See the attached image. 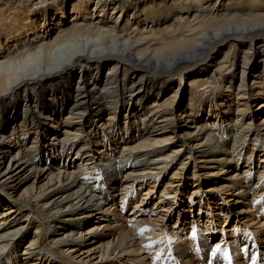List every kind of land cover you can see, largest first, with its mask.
I'll return each instance as SVG.
<instances>
[{"label":"bare ground","instance_id":"1","mask_svg":"<svg viewBox=\"0 0 264 264\" xmlns=\"http://www.w3.org/2000/svg\"><path fill=\"white\" fill-rule=\"evenodd\" d=\"M255 218L264 0H0V264H264Z\"/></svg>","mask_w":264,"mask_h":264},{"label":"rangeland","instance_id":"2","mask_svg":"<svg viewBox=\"0 0 264 264\" xmlns=\"http://www.w3.org/2000/svg\"><path fill=\"white\" fill-rule=\"evenodd\" d=\"M188 91H189V89H187L186 90V92H184V100H183V104H184V101L186 100V98H187V95H188ZM187 157V155L186 156H184V158H182V160L183 159H185ZM181 162V161H180ZM176 164H179V161L176 163ZM243 164V163H242ZM241 168H243V166L241 167ZM241 170L242 169H240L239 170V172H241ZM217 172H219V170H216ZM123 174V173H122ZM216 176L217 177H220V176H218V174L216 173ZM164 184V183H163ZM162 184V185H163ZM134 206H129L128 207V209H126V207H125V210L124 209H122V208H118L117 206L116 207H114V208H111L110 209V212H109V214H108V218H106V219H102L101 221H99V222H96V223H90V224H88L87 226H86V228H91L90 229V231H86V232H84L83 234H82V236L81 235H79L78 237H77V242H81V243H84V244H86V246L87 245H90L89 244V242H90V240L91 239H93V238H95L96 236H100V235H104L105 233H112L113 235H114V237H115V240H116V243H117V240H118V238H120L121 237V234H120V232H121V230H120V232H119V229H126L127 230V232L125 233V235H124V237H123V240H122V242L123 241H125L128 237H129V235H130V230H131V228L133 227V226H135L136 224H134L135 222H137V221H139L140 219H138V217L136 218V216H139L138 214H136L135 215V211H133V208ZM155 207L154 206H149V209L147 208L146 210H149V211H146L145 212V214H143L142 213V216H140V218H144L145 220H150L152 223L153 222H155V221H159V224H165L166 222H167V220H168V217H164V220H157V218H155V214H153L154 212H155ZM123 210V211H122ZM237 210V209H236ZM236 210H235V212H236ZM120 211H122V213L120 212ZM125 211H127V212H125ZM157 211V210H156ZM194 211V210H193ZM143 212V211H142ZM151 212H153V213H151ZM148 213V214H147ZM32 215H33V213H32ZM113 215H115V216H113ZM141 215V214H140ZM149 215V216H148ZM152 215V217L154 216V218H152V217H150ZM192 215V214H191ZM247 216H249L248 214H246ZM160 216V215H159ZM159 216H158V218H159ZM147 217V218H146ZM236 217H237V219H241V221L240 222H242V223H244L245 222V218H244V215H234L233 216V219H234V221L236 220ZM246 218H249V217H246ZM256 220L258 219V218H255ZM247 220H249V219H246V221ZM261 221V223H258V222H260ZM189 221H190V219H189ZM188 221V222H189ZM229 221H230V219H228V224H229ZM250 221V220H249ZM157 222H156V224H157ZM264 223V220H262V219H258L257 221H254V223H249V222H247L248 223V225H250L252 228H250L249 229V227L247 226V225H240V226H242V228L244 227V228H246V226H247V230L249 229V232L251 231V232H256V231H258V233H257V237H256V240L258 241V242H260V243H263L264 244V233H262L261 232V230H263V228H264V226L262 227V225H264L263 223ZM101 226V227H99V230H96L97 228L95 227V226ZM118 225H120L119 227H116V226H118ZM261 226V227H260ZM114 227V228H113ZM222 227L224 228V224L222 223V225L219 227L220 229H222ZM257 227H260L259 229H257L256 230V228ZM95 228V229H94ZM106 228V229H105ZM113 228V230L112 231H110L109 229H112ZM191 228H192V226H191ZM254 228H255V230H254ZM133 229V228H132ZM34 230V229H33ZM192 230V229H191ZM190 230V231H191ZM145 235V234H144ZM141 235V238L143 237L144 239H152L151 237V235ZM224 235V234H223ZM149 236H151V237H149ZM173 237V239H176L178 236H172ZM232 238V237H231ZM178 239H180L179 237H178ZM177 239V240H178ZM221 239H222V237H221ZM214 242V241H213ZM258 242H256L258 245H260V243H258ZM183 243L185 244V243H187L186 242V240H184L183 241ZM26 245H27V242L25 243ZM209 245H211V243H209ZM86 246H83V248H85ZM233 248H236V247H233ZM109 250H110V254L112 253V254H114V257L115 256H117L118 254H119V250L118 251H114V250H112V248L110 247L109 248ZM153 250L152 251H150L149 253L151 254H153ZM160 252V251H159ZM71 252H70V250H69V252H68V254L69 255H71L70 254ZM142 253H145V252H142ZM225 253H227L226 251H225ZM224 253V254H225ZM188 255L189 254H187V258H188V260L186 261V264H194V261L191 259V258H189L188 257ZM70 257V256H69ZM112 259H113V256L112 257H110V259H108V261L107 262H105V263H109L110 261H112ZM75 262L76 263H78V262H81V261H79V260H75ZM145 263L146 264H149L148 263V261L146 262L145 261Z\"/></svg>","mask_w":264,"mask_h":264},{"label":"snow or ice","instance_id":"3","mask_svg":"<svg viewBox=\"0 0 264 264\" xmlns=\"http://www.w3.org/2000/svg\"><path fill=\"white\" fill-rule=\"evenodd\" d=\"M192 235H193V237H195V235H196L195 229H193ZM146 247H151V245H146ZM218 251H219V245H217L216 248L213 249L212 254L215 255L216 252H218ZM225 255H227V253H225Z\"/></svg>","mask_w":264,"mask_h":264}]
</instances>
